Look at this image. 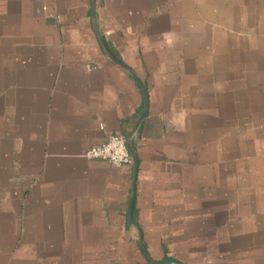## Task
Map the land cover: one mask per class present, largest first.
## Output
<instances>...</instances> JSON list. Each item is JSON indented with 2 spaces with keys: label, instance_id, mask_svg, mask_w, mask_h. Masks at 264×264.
<instances>
[{
  "label": "crops",
  "instance_id": "0c3cea01",
  "mask_svg": "<svg viewBox=\"0 0 264 264\" xmlns=\"http://www.w3.org/2000/svg\"><path fill=\"white\" fill-rule=\"evenodd\" d=\"M263 113L264 0H0V264H264Z\"/></svg>",
  "mask_w": 264,
  "mask_h": 264
},
{
  "label": "built area",
  "instance_id": "2783aa9c",
  "mask_svg": "<svg viewBox=\"0 0 264 264\" xmlns=\"http://www.w3.org/2000/svg\"><path fill=\"white\" fill-rule=\"evenodd\" d=\"M88 159H100L112 166L121 167L131 163L132 157L124 136L109 133L100 143L91 145L83 153Z\"/></svg>",
  "mask_w": 264,
  "mask_h": 264
},
{
  "label": "rangeland",
  "instance_id": "374dc122",
  "mask_svg": "<svg viewBox=\"0 0 264 264\" xmlns=\"http://www.w3.org/2000/svg\"><path fill=\"white\" fill-rule=\"evenodd\" d=\"M256 91V89H255ZM251 114V113H250ZM264 115V113H263ZM248 128L249 130V151L254 152V156L257 155V147L260 148L262 155H264V116L260 117H248L243 124L239 123V126ZM261 187V186H260ZM258 188V186H257ZM257 188H253L252 191Z\"/></svg>",
  "mask_w": 264,
  "mask_h": 264
},
{
  "label": "water",
  "instance_id": "95a60500",
  "mask_svg": "<svg viewBox=\"0 0 264 264\" xmlns=\"http://www.w3.org/2000/svg\"><path fill=\"white\" fill-rule=\"evenodd\" d=\"M138 83H139V86H140V89H141V93H142V96H143L144 103H146V93H145V89H144L143 85L140 82H138ZM132 159H133V163L135 165V162H136L135 161V157L133 156ZM129 217H130V214L128 213V218ZM142 249H143V252L145 253V255L147 256V253H146L144 247H142ZM151 263H153V264H182V263H180L178 261H169L167 263H159V262H156V261H151Z\"/></svg>",
  "mask_w": 264,
  "mask_h": 264
}]
</instances>
